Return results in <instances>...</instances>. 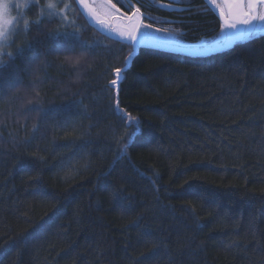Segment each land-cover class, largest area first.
<instances>
[{
	"label": "trees",
	"instance_id": "trees-1",
	"mask_svg": "<svg viewBox=\"0 0 264 264\" xmlns=\"http://www.w3.org/2000/svg\"><path fill=\"white\" fill-rule=\"evenodd\" d=\"M69 1L66 25L19 22L13 56L0 57V264H264V32L201 56L134 49ZM111 1L190 45L221 41L204 0H180L177 14ZM116 100L142 121L119 158L130 129Z\"/></svg>",
	"mask_w": 264,
	"mask_h": 264
},
{
	"label": "snow or ice",
	"instance_id": "snow-or-ice-1",
	"mask_svg": "<svg viewBox=\"0 0 264 264\" xmlns=\"http://www.w3.org/2000/svg\"><path fill=\"white\" fill-rule=\"evenodd\" d=\"M76 4H78L81 8L85 9L84 14H89L90 18H96L99 24L102 27H106L107 31H111V28L108 27L103 19H99L97 17L96 11L90 5V0H75ZM108 4H110L112 9H116L117 5L112 3L111 0H106ZM209 3L216 4L217 0H208ZM38 3V0H25V4H18L16 7L24 8V7H31L33 4ZM61 0H46L43 6H40V12L37 15L35 21H30L28 19H23V31L27 33L30 30L31 24L35 23L37 26L40 24L41 19L44 16L47 17H57L59 16L62 20L68 22V18L65 15V10L71 8L72 5L69 3H64L63 7H60ZM257 4H264V0H222V6H219L220 17H221V24L220 30L227 31L229 36L235 37L239 36V30L237 28L238 23H243L247 25H251L253 21H264V13H257ZM131 8V5H129ZM9 10V4L6 0H0V57L7 55L9 57L13 56L11 51L5 52V49L10 46V41L12 40L13 34L16 31V27L9 28V25L13 24L12 19L6 18V15ZM126 15V14H125ZM142 13L140 8H136L133 12L132 17H129V20H136L137 22L132 26L130 29H125L119 31L118 34L121 38L127 39L128 41L132 42L133 46L138 42V33L141 28L147 29L151 28V24H144L140 19ZM179 31V30H177ZM78 37L80 34V30L77 29L75 33ZM49 35L55 39L58 36H68L71 35L67 32H61L57 29L55 32H50ZM93 43L81 39V47L82 48H90L93 47ZM23 47L17 46V51L23 53ZM63 51H74L68 47H64ZM86 53L81 52L79 55L76 56H65V61L73 64L78 65L85 59ZM132 52L129 51L128 57L125 58V63L129 58H131ZM4 66V61L0 59V67ZM124 71L123 68L117 67L114 69L115 78L109 82V86H117L118 81L120 79L121 73ZM118 92V88H117ZM115 112L119 115L121 121L126 122L125 127L126 129H130L125 133V137L123 138L125 142L119 144L118 149V157L127 154V149L129 144L133 141L137 132L140 131V126L142 121L138 117L132 116L128 113L125 109L120 107L119 100L115 101ZM35 128L36 126L33 125ZM158 177V174H156ZM153 183H155L153 181ZM185 183H188L187 181ZM111 193L113 196L114 202L117 204L118 207L127 211L130 210L131 204L130 200L131 197L123 196V189H117L115 187L111 188ZM199 225V221H197ZM42 227V226H41ZM22 239V236H18L12 239V244L15 245ZM8 241H5L4 244H0V255H4L7 252V248L5 245Z\"/></svg>",
	"mask_w": 264,
	"mask_h": 264
},
{
	"label": "rangeland",
	"instance_id": "rangeland-1",
	"mask_svg": "<svg viewBox=\"0 0 264 264\" xmlns=\"http://www.w3.org/2000/svg\"><path fill=\"white\" fill-rule=\"evenodd\" d=\"M6 2L9 4V10L6 15V18L13 20V24L9 25L8 27L9 28L16 27V31L14 32L10 43L12 45H17V41L19 38L17 33L20 31V28L18 25H19V22H21V24L23 25V19H25L24 12H25L26 7L18 8L16 7V5L25 4V0H6ZM65 2L71 4L69 0H65ZM90 5L92 8L95 9L97 17L99 19H103L105 22L107 21L108 25H110L111 31L109 32L112 35L120 37V35L118 34L119 31L130 29L137 22L134 19L129 20V17H132L133 12L132 13L125 12V11L123 12V10L122 9L120 10L118 7L116 9H112L110 4H108L106 0H90ZM70 10L71 8L66 9L65 15ZM92 19H96V18H92ZM95 22H98V20L96 19ZM66 23L67 22L64 20L65 25ZM221 36H222V32H221L220 37ZM246 36L248 35H244V37ZM173 39L175 38L169 31L161 30L155 27H151L147 29L141 28L138 33V42L135 44V46L140 45V44H154V43L168 44V43H172L173 41H175Z\"/></svg>",
	"mask_w": 264,
	"mask_h": 264
},
{
	"label": "water",
	"instance_id": "water-1",
	"mask_svg": "<svg viewBox=\"0 0 264 264\" xmlns=\"http://www.w3.org/2000/svg\"><path fill=\"white\" fill-rule=\"evenodd\" d=\"M204 1L210 7V9L216 14V16L219 18L220 23H221L222 21H221V17H220L219 6L217 4L214 5L212 3H209L208 0H204ZM80 9L82 10L83 13L85 12V9H83L81 7H80ZM85 15L89 19L90 23L92 25H94L97 29H99L101 32L106 33V34H108L114 38L119 39V40H122V41H125V42L132 44V42H129L128 40H125L121 37L112 35L109 31L106 30V27H102L99 24V22H95L96 19L90 18L89 14H85ZM141 20H142V22H144L143 21V15L141 16ZM105 23L108 27H110V25H108L107 21ZM237 26L239 29L243 28L242 23H238ZM173 37H174V35H173ZM243 37H244L243 35L232 37V36H229V34H228L226 39L225 38L222 39V36H221L219 38V40L222 39V41H220L216 44H213V45H207L205 42H198V43L190 45V44L185 43L183 41L177 40L175 37H174L175 39H173L175 41H173L172 43H168V44L154 43V44H140V45L159 48V49L166 50V51L188 54V55H201V54H210V53H215V52L227 50V49L231 48L237 41L245 39ZM138 46L139 45H136V46L134 45L133 47H134V49H136Z\"/></svg>",
	"mask_w": 264,
	"mask_h": 264
},
{
	"label": "flooded vegetation",
	"instance_id": "flooded-vegetation-1",
	"mask_svg": "<svg viewBox=\"0 0 264 264\" xmlns=\"http://www.w3.org/2000/svg\"><path fill=\"white\" fill-rule=\"evenodd\" d=\"M134 3L135 4L136 3H142V4L155 5V6L157 5V6L161 7L163 9V11H165V13H170V14L171 13L177 14V12L183 10L184 7H189L187 5L186 6L182 5V1H180V0H138V1H135ZM216 4L218 6H222V0H217ZM208 8H210V7L208 6ZM257 13H264V4H257ZM237 28H238V26H237ZM238 30H239L240 35H243V36L248 35V36L243 37V38L250 37V36L257 34V33H263L264 32V21H253V23L251 25L243 24V28L242 29L238 28ZM228 34L229 33L227 31H223L222 32V39L223 38L226 39ZM222 39H221V41H222Z\"/></svg>",
	"mask_w": 264,
	"mask_h": 264
},
{
	"label": "bare ground",
	"instance_id": "bare-ground-1",
	"mask_svg": "<svg viewBox=\"0 0 264 264\" xmlns=\"http://www.w3.org/2000/svg\"><path fill=\"white\" fill-rule=\"evenodd\" d=\"M79 7V6H78ZM80 8V7H79ZM84 14V13H83ZM143 15V14H142ZM144 18V17H143ZM87 19V18H86ZM67 24V23H66ZM91 24V23H90ZM99 30V29H98ZM108 35V34H107ZM112 37V36H111ZM170 52V51H169ZM178 53V52H177ZM201 56V55H200ZM132 58V57H131ZM130 59V58H129ZM129 61V60H128Z\"/></svg>",
	"mask_w": 264,
	"mask_h": 264
}]
</instances>
